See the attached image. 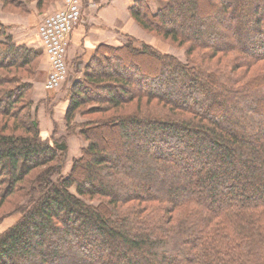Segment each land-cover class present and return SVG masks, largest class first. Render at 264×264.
<instances>
[{"label":"trees","instance_id":"1","mask_svg":"<svg viewBox=\"0 0 264 264\" xmlns=\"http://www.w3.org/2000/svg\"><path fill=\"white\" fill-rule=\"evenodd\" d=\"M161 1L130 16L184 62L99 44L67 92L85 146L64 177L65 139L28 112L38 54L0 24V208L19 214L0 264H264V0Z\"/></svg>","mask_w":264,"mask_h":264},{"label":"rangeland","instance_id":"2","mask_svg":"<svg viewBox=\"0 0 264 264\" xmlns=\"http://www.w3.org/2000/svg\"><path fill=\"white\" fill-rule=\"evenodd\" d=\"M22 4L20 8L13 7H2L0 4V24L5 26L7 33L11 34L12 39L15 43L26 46L28 49L33 50L38 54L34 69L32 71V76L28 77L27 74L24 75V80H27L31 84L30 96L27 98L30 101L31 106L28 109L31 119H34L38 124V129L42 137H56L64 138L67 144V153L65 157V162L61 170V176L64 177L70 170L71 161L80 156V151L85 146V142L81 137L75 133L68 135L66 133L63 112L67 103V92L70 84L82 77L83 69L88 61L91 54L99 46V44L88 52L76 53L77 57L69 58L68 47L70 42V37L74 29L79 23L83 21L80 18L77 24L70 31L68 42L66 46L64 60L67 65V74L64 81H62L58 86L53 89L47 90L44 88V83L48 74L49 61L48 57L42 48L37 44L36 28L38 24L43 20L44 17L52 14H46L47 9L55 3L59 6L64 4L65 0H51L46 4V9L43 11L39 7H36L37 0H17ZM99 1H94L95 3ZM93 2V3H94ZM147 9L152 12L158 10L163 2L161 0H144ZM95 3L93 5H95ZM133 1L130 3V5ZM129 5V6H130ZM58 6V7H59ZM58 10V9H57ZM55 10V11H57ZM54 11V12H55ZM131 27L111 29L112 39L117 38L118 42L113 44L106 43L111 46H120L126 42V36L136 39L138 42L145 43L163 54L170 55L177 60L184 62V48L178 47L169 41H164L162 38L155 36L151 33L144 31L130 16L129 9L126 13ZM114 42V41H112ZM75 55V54H74ZM141 62V58L137 60ZM32 68V66H31ZM30 68V69H31ZM80 117H77L76 122H79ZM113 149V147H110ZM57 177V176H56ZM71 192H74L73 188ZM10 205H4L0 208V214H7L3 216L0 221V232L4 231L9 225H11L16 219H18L19 214L10 212ZM9 212V213H8Z\"/></svg>","mask_w":264,"mask_h":264},{"label":"crops","instance_id":"3","mask_svg":"<svg viewBox=\"0 0 264 264\" xmlns=\"http://www.w3.org/2000/svg\"><path fill=\"white\" fill-rule=\"evenodd\" d=\"M132 1L134 0H99L96 3L92 1L87 4L82 2L81 18H83V21L78 24L70 37L69 58L77 57V51L83 52L84 50V52H88L90 48L93 50L98 44L118 42L117 38L112 39L114 36L111 29L116 30L132 26L126 15ZM93 2L95 5H93ZM58 4L61 3L50 6L46 14L61 9L62 5L59 6ZM37 44L41 47L39 41H37Z\"/></svg>","mask_w":264,"mask_h":264},{"label":"built area","instance_id":"4","mask_svg":"<svg viewBox=\"0 0 264 264\" xmlns=\"http://www.w3.org/2000/svg\"><path fill=\"white\" fill-rule=\"evenodd\" d=\"M92 1L96 0H65L61 9L44 17L38 24L36 36L49 61L45 89H53L65 80L67 65L64 56L70 31L81 18V3Z\"/></svg>","mask_w":264,"mask_h":264}]
</instances>
